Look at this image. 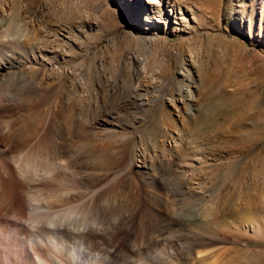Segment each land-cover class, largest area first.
Returning a JSON list of instances; mask_svg holds the SVG:
<instances>
[{
  "label": "rangeland",
  "instance_id": "rangeland-1",
  "mask_svg": "<svg viewBox=\"0 0 264 264\" xmlns=\"http://www.w3.org/2000/svg\"><path fill=\"white\" fill-rule=\"evenodd\" d=\"M0 9L47 57L22 61L48 91L37 109L77 98V125L89 118L104 143L111 134L128 147L132 169L113 166L101 187L115 180L138 202L159 181L170 201L164 182L176 181L220 213L176 218L214 235L203 264H264V0H0ZM83 137L68 148L93 140ZM171 231L162 238L175 240Z\"/></svg>",
  "mask_w": 264,
  "mask_h": 264
},
{
  "label": "bare ground",
  "instance_id": "bare-ground-1",
  "mask_svg": "<svg viewBox=\"0 0 264 264\" xmlns=\"http://www.w3.org/2000/svg\"><path fill=\"white\" fill-rule=\"evenodd\" d=\"M149 3L146 8L153 10ZM7 12L0 9V264H203L214 235L201 227L187 230L176 218L185 209L191 217L218 216L215 201L188 196L171 179L163 181L174 196L170 201L159 181L138 202L130 193H119L115 180L101 187L113 166L127 163L124 168L132 169L128 147L117 146L111 134L104 143L87 115L77 125L81 103L76 97L56 100L57 110L37 109L48 92L40 85L42 73L38 66L25 70L22 65L47 57L35 49V35H23L21 21ZM24 41L32 44L29 60L21 59ZM91 105L99 107L95 99ZM83 135L93 142L77 148ZM72 139L76 149L70 150ZM166 227L175 240L162 238ZM177 241L182 261L176 260ZM193 254L202 259L189 258Z\"/></svg>",
  "mask_w": 264,
  "mask_h": 264
}]
</instances>
